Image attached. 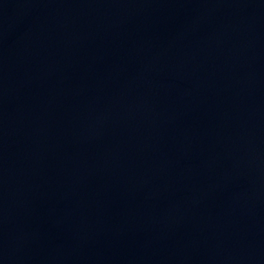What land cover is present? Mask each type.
Here are the masks:
<instances>
[{
  "label": "water",
  "instance_id": "95a60500",
  "mask_svg": "<svg viewBox=\"0 0 264 264\" xmlns=\"http://www.w3.org/2000/svg\"><path fill=\"white\" fill-rule=\"evenodd\" d=\"M0 264H264V0H0Z\"/></svg>",
  "mask_w": 264,
  "mask_h": 264
}]
</instances>
